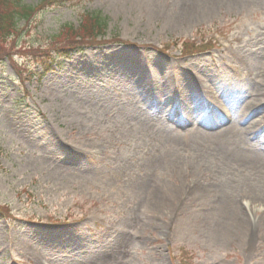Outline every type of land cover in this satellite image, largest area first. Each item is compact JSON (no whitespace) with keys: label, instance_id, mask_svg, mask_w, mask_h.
<instances>
[{"label":"rangeland","instance_id":"rangeland-1","mask_svg":"<svg viewBox=\"0 0 264 264\" xmlns=\"http://www.w3.org/2000/svg\"><path fill=\"white\" fill-rule=\"evenodd\" d=\"M22 3L40 9L0 38V264H264V0ZM87 12L103 39L58 38Z\"/></svg>","mask_w":264,"mask_h":264},{"label":"trees","instance_id":"trees-1","mask_svg":"<svg viewBox=\"0 0 264 264\" xmlns=\"http://www.w3.org/2000/svg\"><path fill=\"white\" fill-rule=\"evenodd\" d=\"M42 3H50L48 0H41ZM34 10L30 7L24 6L20 0H0V38L6 39L8 36L18 33L19 28L17 23L19 21H27ZM105 27L104 20L96 15H87L84 18L78 30H74L71 26L65 28L59 39L72 41L74 38L83 41L85 38H96L101 34V30ZM56 46L57 51L61 56L68 57L70 52L76 48ZM2 215V212L0 211ZM6 214V213H5ZM179 264H189L187 260H181Z\"/></svg>","mask_w":264,"mask_h":264},{"label":"bare ground","instance_id":"bare-ground-1","mask_svg":"<svg viewBox=\"0 0 264 264\" xmlns=\"http://www.w3.org/2000/svg\"><path fill=\"white\" fill-rule=\"evenodd\" d=\"M230 1H234V0H230ZM238 1H241V2H246V1H249V0H238ZM251 61L252 60H246L245 62H244V65L245 66H253L252 64H251ZM262 95V94H261ZM255 97H256V95H254L253 93H252V95L250 96V97H248L250 100H254L255 99ZM255 102H257V100H255ZM245 104V105H244ZM251 105H250V103H249V101H246V103L245 102H243L242 103V107H244V110L245 111H247V109L250 107ZM167 114H168V119L170 120V121H173V119L174 118H176L177 119V121L179 122V123H181V124H184V122L185 121H187L185 118H183V116L184 115H180L175 109H170L168 112H167ZM260 120L262 121L263 120V118H261L260 117ZM204 121V122H203ZM185 123H187V122H185ZM196 123H198V124H200V125H203V127H205V128H207L206 126H210V129H213L214 127H217L218 126V124H217V121H216V119H214L213 118V116L212 115H207L206 116V118H205V116L204 117H202V121H196ZM213 127V128H212ZM254 130H256L255 128H254ZM255 134V133H254ZM235 215V219H239L240 220V222H241V224H244V225H246V223L247 224H250V222L248 221V219L249 218H246L244 215V217H241V214L240 215H238V214H234Z\"/></svg>","mask_w":264,"mask_h":264}]
</instances>
